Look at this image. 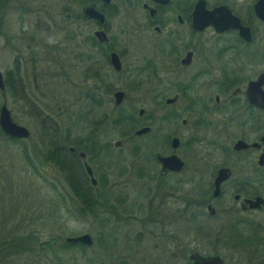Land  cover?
<instances>
[{
    "label": "flooded vegetation",
    "instance_id": "af4514ba",
    "mask_svg": "<svg viewBox=\"0 0 264 264\" xmlns=\"http://www.w3.org/2000/svg\"><path fill=\"white\" fill-rule=\"evenodd\" d=\"M257 1L65 0L67 9L73 11V20H79L82 26L87 22L92 28L98 79L113 73L132 75L136 69L146 76L143 88L173 90V94L156 101L154 108L139 106L137 116L142 120L137 122V116L131 115L132 124L122 137L84 134L77 138L82 148L67 146L64 186L68 201L80 199L81 192H87L96 205L97 217L120 218L118 210H127L124 207L131 194L124 176L127 167L122 163L126 168L117 170L118 160L110 159L114 147L126 140L134 142L138 136H155L159 120L173 122L179 128L166 136L172 150L131 151L143 154L139 170L147 175L141 171L138 174L157 180L145 188L148 198L143 203L147 206L143 220L158 225V237L172 239L173 250L180 248L182 232L200 225L211 251L187 249L192 264H199L189 258L192 251L220 254L224 264H264V38L260 28L264 20L256 14ZM222 5L249 28L247 36L235 27L217 30L213 24H194L195 13ZM88 6L102 16L86 11ZM113 52L118 56V67L112 62ZM188 90L195 94L186 108L192 124L181 111L170 110ZM171 97L174 99L167 100ZM189 124V150L185 151L181 150L184 141L180 126ZM143 126L148 129L135 132ZM102 147L108 156L101 155ZM157 153L177 154L183 167L163 170ZM156 197L157 209L153 205ZM166 201L172 206L167 218L160 211ZM183 222L190 223V228L181 229ZM143 231L149 233V228Z\"/></svg>",
    "mask_w": 264,
    "mask_h": 264
},
{
    "label": "rangeland",
    "instance_id": "374dc122",
    "mask_svg": "<svg viewBox=\"0 0 264 264\" xmlns=\"http://www.w3.org/2000/svg\"><path fill=\"white\" fill-rule=\"evenodd\" d=\"M1 11L3 32H0V70L4 75V71L12 67L14 62H17L23 76V88L26 91L27 99L43 115L51 114L50 120H45L47 124L57 118L61 125H67L65 123L68 119L66 114L58 117L61 114L59 112L61 108L55 106L57 100L52 99L54 92L60 94L58 102H64L63 105L70 109L72 108L70 107V101L74 97L75 90L77 94L80 90L96 89V96L101 100L100 103L95 102L91 107V111H89L94 121L85 122L83 120L82 124L79 122L77 126L71 124L70 139L93 133L106 135L105 137L111 135L113 139L120 138L125 132H128L133 116H137L139 106L147 104L154 108L157 105L156 101L166 95L173 94L172 89L143 88L146 76L144 72L141 73L136 69H134L132 75L127 76L114 73L113 75L107 74V76H103V81L101 78L98 79L97 75L93 77L88 74L96 70L90 35L92 28L87 22L82 26L81 23H78L79 20H73L71 14L73 11L67 9L65 0H6L5 2L3 0ZM116 22L118 23V20ZM260 28L261 37L264 38V25H260ZM30 34L33 36L32 39H29ZM132 39L134 41L136 37ZM27 42L30 43V46L25 45ZM139 43L141 44V41ZM116 88H122L126 93L121 103V112L115 110L117 106L114 104L113 92ZM193 93V91H186L177 104L170 108L171 112L181 111L184 114L183 116L188 117L190 124L193 123V120H191V113L186 111V108L187 101L192 95H195ZM79 97L81 99L74 101L76 105L73 106V109L79 107L86 110L89 108V100H85L82 94H79ZM27 99L19 95L13 98L9 93H0V103L6 100L13 119L27 126L30 129L31 139L40 144L41 122H39V119L42 118H40L41 115L35 116L31 103ZM146 101L148 102L146 103ZM154 113L159 114L156 111ZM118 115L125 117V121L115 123L112 118ZM137 118V122L142 120L139 116ZM156 124L159 127L155 136H138L134 142L126 140L120 147H114L115 150L112 152L110 159L118 160L116 163L117 170H123L127 167V175L124 176L127 177V190L131 194L129 202L126 203L127 206H121L127 210H118L120 218L116 219L112 216L111 218H104V216L100 219L96 215L82 214L76 211L75 208L71 212V209H73L71 205H69L67 211L60 210L63 212L61 217H49V202H43L40 199L30 203L33 208L28 207V209L34 210L36 214L42 216L41 220L37 221L38 223L36 222L39 240H49L52 236H58L60 238L54 244L56 247L66 236L90 232L94 245L85 254L89 258L92 257L93 264H192L188 259V253L185 252L187 249L198 248L203 253L210 252L208 237L201 234L200 225L194 226L187 233L182 232L180 248L173 250L174 248H171L173 246L172 239L169 241L163 238L160 239L158 235L161 229L158 225L156 226L153 221L146 223L143 220L144 214L147 213V206L143 203H147L148 198L145 188L147 185L152 186L153 182L157 180L143 176L142 173L147 175L142 169L139 170L144 161L143 154L140 156L141 152L139 155H135L131 151L134 152L135 147L143 152L145 150L170 151L172 149L168 143L169 136H166L179 128L173 122L169 123L165 120H159ZM190 124L180 126L181 137L184 141L181 150H189L188 137L192 128ZM155 141L157 142L155 143ZM13 149L11 153L6 155L7 162L15 163L13 167L22 175L27 169V165L24 164V160H18L21 156L20 151L14 147ZM102 149L101 155L103 157L108 156V151L104 152L105 148ZM122 163L126 167L121 165ZM155 166V171H157L158 166ZM42 168L51 179V173L54 171L55 166L49 164ZM31 171L29 167L30 174ZM138 171L142 173L138 174ZM15 178L20 181L19 177ZM57 178V191L51 190L42 178H37L33 181V184L27 180L21 181L20 183L23 186H20L19 189L26 191V193H32L31 195L38 192L42 195H53L55 199H58L55 194H58V191L64 194L65 186L63 176L58 174ZM185 187L188 189L186 185ZM182 188L184 189L183 185ZM15 195L19 197L20 209L24 208L25 210L27 206L23 207L22 205L26 203L23 197L26 194L24 192L18 193L15 190ZM157 199L156 197L153 201L156 209L159 207ZM166 202L167 204H165ZM166 202L163 203L165 207L162 206L160 211L162 216L167 218L168 210L172 206L170 201ZM59 203L62 205V201L59 200ZM151 207L154 209L153 206ZM189 224L183 222L181 229H189ZM106 227L108 229L106 232L109 231L110 233V235L109 233L105 234V241L107 240L109 248L104 250L103 246L97 244L95 246V242L99 234H103ZM147 227L149 233L143 231ZM221 246V244H218L219 249H221ZM72 251L79 255L76 258H82L83 255H80L79 249L73 248ZM58 255L62 260L68 261L71 252L64 253L61 250L58 251ZM49 259L50 257L44 259V261L48 262ZM53 260H55L54 257Z\"/></svg>",
    "mask_w": 264,
    "mask_h": 264
},
{
    "label": "trees",
    "instance_id": "16d2710c",
    "mask_svg": "<svg viewBox=\"0 0 264 264\" xmlns=\"http://www.w3.org/2000/svg\"><path fill=\"white\" fill-rule=\"evenodd\" d=\"M5 1L6 0H4V2ZM2 2L3 0H0L1 33L3 32L1 26ZM32 38L33 36L30 34L29 39ZM25 45L30 46V43L27 42ZM16 48L19 49L17 46ZM88 74L93 77L96 76L95 72H90ZM4 82L5 90H0V93H9L13 96V98H16V95H19L22 98L27 99L26 91L23 88V76L17 66V62H14L12 67L4 71ZM76 92L77 91L75 90V94ZM54 93L55 94L52 95V99L57 100V102H55V106L57 108H61L59 111L61 114L58 117L66 114L68 119L65 123L67 125H61L57 118L53 119L51 122L49 121V124H47L45 120H50L51 114L47 113L43 115L37 107L27 99L31 103L32 111L35 113V116L41 115L40 118H42L39 119V122H41V130L39 132L41 139L40 144L35 143L31 139V135L26 138H12L0 129V264H93L92 257L89 258L85 253L93 247L94 243L87 246L83 243L68 242L66 239H62L59 245L55 247L54 244L57 243V240L60 237L54 236L55 239L53 241L41 244V240H39V231L36 228V222L41 220L42 216L36 214L34 210L28 209V207H32L30 206L31 202L41 199L43 202H49V217H61L64 210H69V205L73 208L71 209V212H73L75 208L76 211L81 212L82 214L95 216L96 205L93 198L89 196L87 192H81L79 196L80 199H77L76 197L75 199L68 201L65 189L64 194L59 191L58 194H55L58 196V199H55V196L53 195H49V192L47 193L48 195H42L38 192L31 195L32 193H26V191H21V189H19L20 186H23L20 183L21 181L27 180L33 184L34 180L42 178L51 190L57 191L56 179H58V174L63 176L64 182L66 178L67 146L72 144L76 146V148H82V142L80 139H70V125L73 124L74 126H77L79 122L82 124L83 120L85 122L94 121V118L91 117L89 111H91V107L95 104V102L100 103L101 100L96 96V89L80 90L76 95L74 94V97L71 98L70 107L72 108L69 109L63 105L64 102H58L60 100L59 92ZM79 94H82L85 100H89V108L86 110L79 107L75 108V110L73 109V106L76 105L74 101L81 99ZM70 95L73 96L72 94ZM115 108L114 109L118 112L122 111L121 105ZM112 119L115 123H122L125 121V117L123 118V116L119 115L113 117ZM13 147L20 151V153H18L21 156L18 160H24V164L27 165V169L22 175L19 174L16 168L13 167L15 163L11 164V162H7L6 155L14 150ZM100 149L98 148L99 151ZM133 150L136 152L138 149L135 147ZM70 156L74 158V154H71ZM49 164L55 166L54 171L51 173V179H49L47 176L48 174L46 175L43 171L44 168H42ZM29 167L30 170H32L31 174L29 172ZM72 167V170H75L76 164L73 159ZM20 169L24 171L22 167H20ZM15 177H19L20 181ZM15 190L18 193L24 192V194H26L23 196L26 203L22 205L23 207L27 206L25 207V210L24 208L20 209L19 197L15 195ZM77 192H79V190ZM59 200L62 201V205H60L61 203H59ZM107 227L105 228L103 234H99V237L96 238L95 242V246L96 244L103 246L104 250L109 248L107 240L105 241L106 235L109 233V231L106 232L108 230ZM73 248L80 250V255H83L82 258H76V256L79 255L73 253ZM61 250L64 251V253H67L68 251L71 252V257L68 258V261L62 260V258L58 255V251ZM48 257H50L48 261L49 263L44 261V259ZM53 257L56 261L53 260Z\"/></svg>",
    "mask_w": 264,
    "mask_h": 264
},
{
    "label": "water",
    "instance_id": "95a60500",
    "mask_svg": "<svg viewBox=\"0 0 264 264\" xmlns=\"http://www.w3.org/2000/svg\"><path fill=\"white\" fill-rule=\"evenodd\" d=\"M91 6H88L86 11H90L92 15L96 16H102L99 12H97L95 9H89ZM255 11L256 14L264 20V0H258L255 4ZM202 12H197L194 14V24L196 26H203L204 24H213L217 30H222L227 27H235L240 30V33L247 36L249 28L247 26H243L240 23L239 18L234 15L230 9L225 6H219L217 8H214L212 10H205L202 14ZM97 34H100L101 31H97ZM112 62L117 67L119 66V59L115 52L112 53ZM0 90H5V82H4V75L2 71L0 70ZM125 96V91L123 89H117L114 92L115 97V105H119L122 103L123 98ZM174 98H168L167 100H173ZM142 108L140 109V112H142ZM0 129L7 134L8 136L12 138H26L30 135V129L25 126L24 124L18 123L15 121L12 117L11 111L7 105L6 100H3L0 103ZM148 129V127H140L136 129V133L144 132ZM177 142V138L173 139V146H175ZM241 142V141H239ZM117 143H120L119 140H117ZM73 148V147H71ZM80 154L84 156V152L81 151ZM158 160L162 164L163 170L168 169H180L183 167V162L179 158V156L175 153L170 155H162L160 153L156 154ZM87 170L89 173H92L90 166L87 164ZM92 181L95 182V178L92 177ZM55 239L54 236H52L49 240H43L41 241V244H46ZM65 239L68 242H79L83 243L87 246L92 245L93 239L90 234V232H82L80 234L76 235H69L66 236ZM189 258L193 260L195 263L199 264H224L223 258L220 254H202L199 251H192L189 254Z\"/></svg>",
    "mask_w": 264,
    "mask_h": 264
}]
</instances>
